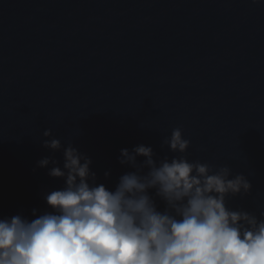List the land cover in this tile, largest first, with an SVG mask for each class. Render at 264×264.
Listing matches in <instances>:
<instances>
[{
	"label": "water",
	"instance_id": "1",
	"mask_svg": "<svg viewBox=\"0 0 264 264\" xmlns=\"http://www.w3.org/2000/svg\"><path fill=\"white\" fill-rule=\"evenodd\" d=\"M176 127L190 160L249 180L230 207L264 210V0H0V217L31 219L63 187L37 166L63 164L46 129L114 188L134 170L121 149L171 158Z\"/></svg>",
	"mask_w": 264,
	"mask_h": 264
},
{
	"label": "clouds",
	"instance_id": "2",
	"mask_svg": "<svg viewBox=\"0 0 264 264\" xmlns=\"http://www.w3.org/2000/svg\"><path fill=\"white\" fill-rule=\"evenodd\" d=\"M42 135L44 148L62 150L63 164L45 157L37 166L51 164L48 175L64 185L45 194L48 210L33 209V218L0 217V264H264V210L228 203L251 183L227 165L190 160L182 128L162 140L171 158L156 159L142 144L121 149L118 162L134 170L114 188L97 182L91 158L71 141L62 146L51 129Z\"/></svg>",
	"mask_w": 264,
	"mask_h": 264
}]
</instances>
